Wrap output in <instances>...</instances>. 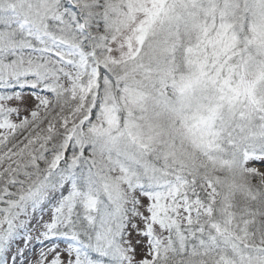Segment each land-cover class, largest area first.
Masks as SVG:
<instances>
[{"label": "snow or ice", "instance_id": "1", "mask_svg": "<svg viewBox=\"0 0 264 264\" xmlns=\"http://www.w3.org/2000/svg\"><path fill=\"white\" fill-rule=\"evenodd\" d=\"M0 264H264V0H0Z\"/></svg>", "mask_w": 264, "mask_h": 264}]
</instances>
